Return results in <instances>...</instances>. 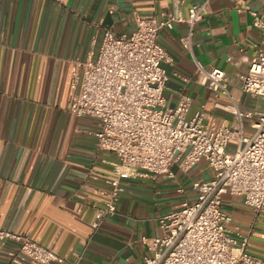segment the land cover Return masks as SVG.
I'll return each instance as SVG.
<instances>
[{
    "label": "crops",
    "instance_id": "1",
    "mask_svg": "<svg viewBox=\"0 0 264 264\" xmlns=\"http://www.w3.org/2000/svg\"><path fill=\"white\" fill-rule=\"evenodd\" d=\"M200 1L0 0V229L28 234L77 264L141 262L147 253L143 238L160 232L158 215L193 201L191 182L210 178L212 170L201 160L186 172L173 164L171 175L142 172L128 178L116 212L93 228L117 158L96 146L97 119L69 109L70 84L95 57L104 28L131 32L139 17L159 10L186 15ZM250 10L264 13V2L210 0L192 28L191 51L179 42L188 33L186 23L160 30L158 42L171 57L163 64L170 105L187 94L189 116L202 107L210 126L233 121L231 99L197 80V58L225 71L241 109L264 111V100L242 91L237 79L264 44V27L254 24ZM251 130L247 124L245 132ZM234 148L231 140L228 150ZM223 208L230 216L227 228L247 236L246 251L264 258V208L256 212L229 193ZM15 245L0 240V264H16L7 256Z\"/></svg>",
    "mask_w": 264,
    "mask_h": 264
},
{
    "label": "built area",
    "instance_id": "2",
    "mask_svg": "<svg viewBox=\"0 0 264 264\" xmlns=\"http://www.w3.org/2000/svg\"><path fill=\"white\" fill-rule=\"evenodd\" d=\"M209 1L192 4L186 15L159 10L139 17L131 32L104 28L95 57L83 63L82 74L73 75L70 84L69 109L77 116L97 119L96 146L117 158L93 228L116 212L128 178L142 172L153 177L171 175L173 164L186 172L201 160L212 170L210 178L191 182L193 201L183 200L158 215L160 232L143 238L147 253L139 264H264V258L246 251L247 236L227 228L230 216L223 208L226 193L240 196L256 212L264 208V111L241 109L229 92L225 71L206 67L197 58V80L231 99L227 108L233 121L210 126L202 107L188 115L189 95L181 94L170 105L164 93L168 74L163 64L171 57L158 42L159 32L186 23L188 33L179 42L191 51L192 28L204 18ZM250 11L254 24L264 27V13ZM237 79L242 91L264 96V44L256 48L247 70ZM247 124L252 129L248 134ZM231 140L235 148L228 150ZM0 240L16 243L7 251L16 264H77L28 234L0 229Z\"/></svg>",
    "mask_w": 264,
    "mask_h": 264
},
{
    "label": "rangeland",
    "instance_id": "3",
    "mask_svg": "<svg viewBox=\"0 0 264 264\" xmlns=\"http://www.w3.org/2000/svg\"><path fill=\"white\" fill-rule=\"evenodd\" d=\"M255 101H260V100H264V96H255L254 97ZM254 119H256V116L254 117Z\"/></svg>",
    "mask_w": 264,
    "mask_h": 264
}]
</instances>
